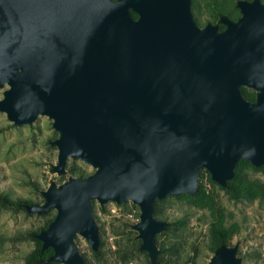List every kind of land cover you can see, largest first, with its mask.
I'll list each match as a JSON object with an SVG mask.
<instances>
[{
  "label": "water",
  "instance_id": "obj_1",
  "mask_svg": "<svg viewBox=\"0 0 264 264\" xmlns=\"http://www.w3.org/2000/svg\"><path fill=\"white\" fill-rule=\"evenodd\" d=\"M235 7L236 20L201 27L192 0H0V113L14 126L51 121V176L69 159L93 170L50 179L42 203L21 206L55 211L33 235L52 251L40 264H88L75 240L98 250L94 202L137 207L138 250L160 264L170 223L156 202L195 196L203 171L228 190L240 162L264 167V3ZM238 246L221 242L206 264H241Z\"/></svg>",
  "mask_w": 264,
  "mask_h": 264
},
{
  "label": "rangeland",
  "instance_id": "obj_2",
  "mask_svg": "<svg viewBox=\"0 0 264 264\" xmlns=\"http://www.w3.org/2000/svg\"><path fill=\"white\" fill-rule=\"evenodd\" d=\"M213 1L198 0L197 11L192 10L199 26L216 22L218 12L209 8ZM229 1L233 7L225 15L236 20L240 16L235 7L237 0ZM6 88L0 89V99ZM56 138L46 117H38L31 125L14 126L0 113V194L29 205L40 204L43 199L39 191L47 188L50 179L60 184L68 177L83 179L93 173L81 161L69 159L66 176H51L48 164L56 163L57 150L49 142ZM239 168L245 181L242 193L248 192L247 198H234L204 171L199 181L201 191L195 196L179 195L156 203L155 218L170 223L164 233L156 236L160 264H206L217 241L213 230L220 227L232 234L228 246L239 242L237 256L241 264H264V170L246 162H241ZM54 216V210L37 217L23 208L0 207V264H23L36 248L33 235ZM94 216L100 229L98 250L92 251L80 237L75 240L88 264H149L130 228L138 222L137 207L109 203L101 209L94 202Z\"/></svg>",
  "mask_w": 264,
  "mask_h": 264
},
{
  "label": "trees",
  "instance_id": "obj_3",
  "mask_svg": "<svg viewBox=\"0 0 264 264\" xmlns=\"http://www.w3.org/2000/svg\"><path fill=\"white\" fill-rule=\"evenodd\" d=\"M232 7H233V4L229 0H221V1L214 0L212 4L209 6L211 12H218L217 15L218 14H230ZM197 9H198V0H192V10L197 11ZM132 17L136 18V15L132 14ZM242 93L247 100L254 99V94L248 91L247 89L243 88ZM242 162H246V161H242ZM246 163H249V162H246ZM239 164L236 166L234 170L235 177L231 182H229L230 188L227 190V192L232 194L234 198L236 199H239L241 197L247 198L249 196L248 192L242 193L243 192L242 188L245 186V181L243 180V177H242V174L239 168ZM260 170L263 171L264 167L261 168ZM199 191H201V189ZM156 203H155V206H156ZM23 204H28V203L22 200H11L6 195L0 194V207L2 208L18 209V208H22L21 206ZM213 233L215 237L217 238V241L215 242L212 248L213 251L220 245L221 242L226 243L232 236L229 229H225L223 227L213 230ZM35 242H36V248L26 257L25 262L23 264H40L39 263L40 261L46 260L52 254L51 250L40 252L41 244L38 241H35ZM49 264H54V263H49Z\"/></svg>",
  "mask_w": 264,
  "mask_h": 264
}]
</instances>
